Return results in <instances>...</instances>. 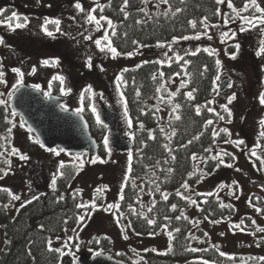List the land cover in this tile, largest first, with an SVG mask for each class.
<instances>
[{
	"label": "snow or ice",
	"instance_id": "6c2138e0",
	"mask_svg": "<svg viewBox=\"0 0 264 264\" xmlns=\"http://www.w3.org/2000/svg\"><path fill=\"white\" fill-rule=\"evenodd\" d=\"M37 5L41 3V0H36ZM181 4L185 3V0H180ZM140 4L142 5L137 9L139 13L142 14V16L134 21L135 25L143 27L144 25H147L149 22H159L161 18L169 19V18H176L178 14L182 13L184 11L181 7H175L173 8L172 3L170 0H140ZM216 5H222L226 4L227 8L231 10V13L234 15H229L227 13H224L221 11L219 7L215 9L214 15L221 17L223 24L227 26L228 24H235L237 21L240 22L239 28L237 31L229 30L224 31L220 33V40L221 42H226L227 40H236L237 38V32L239 33H249L252 30H257L259 40H258V47L255 51V56L258 58H264V6H262V3L260 0H243V4L240 7H237L234 3V0H215ZM149 5H151L153 8L156 9V11L150 12L149 11ZM161 5L166 6L162 11ZM113 6V0H107V3H100L99 0H93V4L89 6L88 8H85L82 4L81 0H75L73 7L76 10L77 13L83 14V20L86 25L92 26L91 29L85 28V32H89L88 35H83L84 40L91 41L94 43L96 49L99 51V53L103 54L105 57H108L112 60H116L117 58L121 56H125L127 58H132L135 55H141L140 49L143 48H149V47H155L158 49H166V51H163L160 55L162 58L155 59V60H142L141 63L136 64L135 68L139 69L142 68L146 64H155L160 65L161 68L165 65L167 67H171L173 63H176L180 66L181 71L180 72H174L172 73V76L167 77V80H165V72L164 71H158L157 73H153L152 80H157L159 77V80L161 81L159 83V86L156 87L155 92L157 93L155 99H157L161 104H165L168 106H171V111L169 112V127H171L172 121H180L182 119L180 113V109L182 108V105L180 103H175V98L178 94L181 93V89H186L189 87V84L191 83L188 79H181L179 87L175 89V91H169L167 89V83L172 82V77H179L181 76V73H183L184 76H191V73L187 71V67L191 64V61L188 59H185L186 56H197L199 54L206 53L208 56L213 57L216 56V50L211 47H204L201 48L197 46L194 50H182L183 55L180 54V52H176L173 49V45L177 44L180 40H200L202 36H207L209 40L212 39L211 36L208 35L207 30L211 28L217 27L215 24H209L208 17L204 16L199 21L195 19H189L187 20V25L193 29L196 30L199 26H202L204 31H194L193 35H180V36H172L170 41H161L157 40L155 45H149L146 43L141 42L138 39H132L131 44L134 46L132 50L129 51H120L118 50V47L115 43L116 39L122 38L124 43H127L128 40V32L124 31L123 33H120L118 30V25L114 22L112 18H110L108 15L105 14V10L107 8H110ZM131 0H122V3L119 5V12L122 14V20L120 21V26H125L124 22L128 21L131 17V12L128 10L131 7ZM6 10L3 8H0V26H5L9 29V31L15 32L16 30L25 29L30 24V18L27 15H22L16 11H12L10 15H5ZM72 19H75V17H72ZM50 26H53L50 28ZM40 31L48 36V37H54L56 33H60L61 35H67L64 33L61 29V20L58 18H50L48 16L43 17V22L39 25ZM127 27H131V25H128ZM103 30V34L99 36L98 38H93L91 35V31L95 32H101ZM0 45L8 46L6 45L5 39L3 36H0ZM233 47L236 49L235 52L231 53H225L226 55H229L231 59H236L237 54L240 51L242 45L239 42H235L233 44ZM171 53V55H170ZM60 65V59L58 57H51L42 59L39 62V67H51V68H57ZM215 65L217 67V74L214 79H212L211 84L212 88L211 91L216 94V96L220 95L221 86L219 84L220 81V68H221V61L220 59L215 60ZM85 66L89 68L90 70L94 67L93 63V57L88 56L85 61ZM95 67H98L100 71H104V67L102 64L95 65ZM4 65L2 62H0V85L7 86V80L5 79V71L3 70ZM11 72L15 74L16 79L15 83L11 85V90L5 92H0V106H3V123L5 125L2 132H0V164H3V167H0V180L5 179L12 171V157L18 158L21 162H27L31 159L30 155L26 153L25 151L21 150L20 148L16 147L13 143V130L19 127L20 129H25V131L28 133L27 139L31 141L33 144L38 145L39 148L43 149L45 152L51 154L53 157L59 158L62 154L69 157V160H63L60 159L57 162L54 163L55 171L51 174V179L49 183V188L53 193L57 192V185L58 181L61 179L69 181L74 180L77 175L83 170L85 164H97V163H108L111 159L113 148L111 146L110 137L107 134H104L102 136L101 144L103 147V152L107 156L108 159L102 158L101 155H89L88 152H77L72 153L65 149L64 147H49L47 146L40 138L38 134L34 135V128L30 125H27V122L23 119L21 116L19 121L16 120V117L19 115L14 107L11 105L12 98L20 92V90L24 87H28L33 89L36 92H40L43 94L45 98L48 99H54L51 95V89L52 84L54 81H58L60 85V95L65 96L71 93L72 89L70 87L66 86L65 80L66 77L62 74H55L51 77V79L48 81V90L42 89L41 85L31 84V85H25L24 83V77L25 72L21 70L19 67H12ZM129 68H123L120 70L119 73L115 75L114 83H115V91L116 94L119 96V100L117 101L119 104L123 106V118L126 123L127 129L131 130L134 127L133 119L129 115L128 111V102L125 98V94L122 91V86L127 84V81L124 78V73L129 72ZM208 71V66L204 65L203 71L199 73L201 77L204 76V74ZM37 72V65H33L31 67V70L27 73V75L31 76L36 74ZM135 83V81H133ZM228 88H232L233 84L231 82L227 83ZM199 91L197 87H191L190 90L183 92V96L186 101L188 102H194L196 101V93ZM88 95V99H92L96 93L93 90L92 85H87L80 93V99H81V107H77L73 109V114L76 115L79 118V121L82 122V127L85 133H87L88 130V122L84 119V116L81 115L84 111L83 107V100L85 98V95ZM7 95V99H4V96ZM135 96L139 98L141 96L140 89H136ZM100 98L104 99L103 93H100ZM227 103L226 104H220L219 107L223 110V112L227 113V122L231 123V117L233 115L232 110L229 108V105L233 103V101L236 99L235 94H232L230 96L226 97ZM258 101L261 106H264V91H261L258 96ZM215 99H209L206 100L203 104L195 103L191 104L190 106L194 108L195 114L197 116L201 115L202 109H206L207 112L212 113L216 119L220 121H224L226 117L224 115H221L220 112H218L214 107H211L210 105L215 104ZM61 111L68 112L69 109L66 105L60 104L59 105ZM88 108L92 115L95 118V123L100 126L102 129H107L108 125L104 123V121L101 119L100 113L97 110V107L94 104L88 105ZM155 112H153V115L161 111V108L159 106H154ZM141 114L144 115L143 109L141 110ZM216 121L214 119H206L203 122V129L208 130L211 127V137H212V144H216L217 137L221 135V133L227 134L229 137H231V133L229 129L227 128H220L217 129L215 127H212ZM260 131L258 133L257 140L253 146L250 148H245L241 146H245L246 142L244 139H226L224 140L225 144H232L235 148L240 149L241 152H243L245 155L249 157V160L252 164V167L255 168L257 171L264 172V117H261L258 121ZM159 132L164 136V138L167 140V143L162 145V148L164 151L168 154V157L171 161H176L177 156L174 154L176 151L173 149L170 145L172 144L173 137L176 136V129L171 128L170 132L166 131V128L164 126H159ZM139 129L145 130V125L143 122H139ZM204 135V131H201L194 135L191 139L187 141V143H181L179 145L180 148L186 149L189 145H192L194 141H199L201 137ZM125 136L128 137L130 141L135 140V133L132 131H125ZM157 137L153 130L149 129L147 130V140H156ZM91 144L94 148L99 147L97 142L95 140H91ZM141 148H138L136 150L137 154L142 153L143 147H147L146 141L141 140L140 141ZM257 150H260L258 153ZM203 153L206 155H199L196 152L191 153L190 159L194 162L192 166V171H189L187 173V179H185L181 184L180 187L176 189L175 196L179 197L180 200L185 201L186 206L188 207H194L200 212H205L206 215H204L203 220L208 221L210 224H219L224 219H227L226 217L221 216L220 219L213 218L215 216V212L213 210L205 209L202 207V205H209L210 200L208 198H214L216 201V204L219 209H231L235 210L234 206L230 203H225L221 197L220 192L227 189L228 190V196L233 197L237 200L240 199V195L238 192L241 190L240 185L238 181L233 180L231 184H227L224 182H221L216 185V188L214 191H207V192H197L192 188V185L190 181L193 177H196L195 183L200 184L204 182V180L210 176H212L217 169H219L221 166L227 167V168H235L236 172H241L242 169L239 167H235L234 162L237 160V156L233 154L232 152L226 151L224 149H219L218 151H213L212 147H205L203 148ZM225 157H228L232 162H227L225 160ZM169 159L163 160V164L167 165L169 164ZM127 160L128 165L126 168V171L123 176V182L121 183L120 190L118 193V200L113 203H98V200L102 201L104 193L108 190L107 185L103 186H97L93 190V196L91 200L89 201H83L75 203V208L77 210H84L83 213L78 212L75 217V224L81 225L85 219L90 218V212H96V211H104V212H111L113 215L116 224L119 226L121 235L124 240L129 239V236L127 234V230H132L135 235L140 236L142 235L141 232H137L133 226V223L128 217L125 215L123 211H121V203L125 200V188L127 187V182L129 180H132V186L133 188H139V192L137 193V198L134 203H130L128 205V211L132 216H136L139 219H142L146 221V224L153 229L157 226V218L155 215L149 216L148 214H151L154 212V209L157 207L158 201L155 200V194L159 193L160 199L163 202H168L170 195L172 193H169L167 191H163L161 189V184L165 183L168 179V175H170L174 169L172 167H167L166 169L161 167V161L157 160L156 164L153 166V172L152 175L155 176V168H159V171L162 173H166L164 180H159V177L156 179H151V187H149L147 195L150 197H153L150 205L147 206V212L138 210L134 204H139L140 209H144L145 205L142 201V194H144L145 191V185L140 184L137 185L135 183V179H133L132 173H133V151L129 149L127 153ZM115 163V161H112ZM210 162H214V167H211L210 170H208ZM257 162H259V166H257ZM147 167V166H146ZM159 180V182H157ZM0 192H4L7 194V196L10 198V202L15 201H21V196L14 194L9 188L7 187H0ZM83 189L75 188L71 191V198L73 201H76L78 197L82 195ZM187 193V194H186ZM44 193H40L39 195H32L30 199L23 201L20 203L19 208L16 209V211H20V209L24 208L26 205L31 204L33 201L39 200L40 196H43ZM197 197H203V199H197L194 198ZM257 201H259V197L255 198ZM65 201V195L64 193H60L56 196V202H62ZM249 207L253 208V210L260 215H264V207H258L255 203H253L252 198L250 197L247 201ZM10 205L4 204L3 207L7 209ZM170 212H177L179 211V215H175L174 219L176 221H187L189 224L192 225L193 228H198L201 221L195 220L190 218L188 215H186L184 208H178V205L176 203H172L169 205V208L167 209ZM69 219L72 218H65L63 220V224L66 226L69 223ZM173 219V217H170L168 215L163 216V220L166 222H170ZM247 219L251 220L252 225H256V221L254 219H251V217H248ZM122 221H127V223H122ZM160 229L163 232L167 233L168 236V246H167V252L159 253V254H167L169 252L173 251L172 241L174 240V233L181 232V228L175 227V228H169V223H163L159 225ZM41 229L44 228L43 225L40 226ZM229 229L231 231L239 230L241 232L247 231V227L245 226L244 219H241L239 223L231 224L229 225ZM63 231L67 232L68 229L65 227ZM73 232H77V228L72 229ZM255 233H264V227L257 226L255 228ZM160 233L157 231H150L148 232L149 236H156ZM205 237L208 236V233L205 232L203 234ZM221 236L224 235V233H220ZM78 239V236L75 237ZM107 239V237H104ZM59 239V237H57ZM74 239V237L69 236L68 242L64 243L61 247H53V242L51 239L46 241V248L49 252H55L59 254L60 257L63 256H72L73 264H76V257L75 255L69 250L64 251V249H69L70 242ZM95 243L99 244L100 239L94 238ZM187 240H199L200 238L194 235L191 231H189L188 235L185 237ZM261 241H264V237H261ZM7 243V241H5ZM203 242V241H201ZM89 243H92V241H89ZM257 246L259 247L260 244L258 243ZM75 247L78 249L79 245H75ZM212 247L216 248V251L219 253V256L224 257L226 253L224 251H220L219 247L216 245H212ZM145 252L149 251L148 249H144ZM151 251L157 252L158 250L153 248ZM185 251H191V252H198L203 251L207 252L209 251L208 248L198 249L196 247H189L186 248ZM133 252L135 250L133 249ZM102 252H94L93 255L100 256L102 255ZM117 255H121V253H117ZM143 259V258H141ZM228 259H233V257L229 256ZM252 260H257L261 262V264H264V257H252ZM133 264H137V262H133ZM199 264H216L215 261L210 262L207 259H200Z\"/></svg>",
	"mask_w": 264,
	"mask_h": 264
},
{
	"label": "rangeland",
	"instance_id": "374dc122",
	"mask_svg": "<svg viewBox=\"0 0 264 264\" xmlns=\"http://www.w3.org/2000/svg\"><path fill=\"white\" fill-rule=\"evenodd\" d=\"M75 0H41L37 5L36 0H0V8L10 11L5 15H10L12 11H16L22 15H27L30 18V24L27 28L9 31L5 26H0V36H3L7 47L0 45V62L3 63L5 71V79L7 86L0 85V92L11 90V85L15 83L16 76L11 72L12 67H19L25 72V85L40 84L42 89L48 90V81L57 73L66 77L65 83L67 87L72 89L71 93L65 96H58L66 99L65 104L70 112L81 107L80 93L87 86L92 85L96 95L89 99L90 104H94L99 109L102 105L107 106L114 111L119 117L118 131L125 141H129L125 136L127 129L123 118V106L117 101L119 96L115 91L114 78L117 73L123 68H134L136 64L141 63L142 60L160 59V55L166 49H158L155 47L140 49L141 55H135L132 58L121 56L116 60H112L99 53L94 43L86 41L83 35H88L85 28L91 29L92 26L86 25L83 20V14H79L73 7ZM85 8L93 4V0H81ZM264 6V0H260ZM101 3V2H100ZM166 6L161 5V11ZM222 12L229 15H234L231 10L227 8L226 4L220 5ZM149 11L155 12L156 9L149 5ZM58 18L61 20V29L67 35L56 33L54 37H48L40 31L39 25L43 22V17ZM75 17V19H72ZM217 27L209 28L208 35L212 37L211 40L207 36H202L200 40H180L173 45L176 52L183 55L182 50H194L197 46L211 47L216 50L215 59H220L221 68L220 81H229L233 84L232 88H227L226 91L214 99L215 104L211 105L226 119L224 121L218 120L217 129L227 128L231 133V137L225 134L226 139H244L245 146H241L247 150L253 146L257 140L258 133L261 130L258 121L264 117V106H261L258 101V96L261 91H264V58L255 56V51L258 47L259 36L257 30H252L249 33L237 32L236 40H227L221 42L220 33L224 31H237L240 22L235 24H228L225 26L220 17ZM53 26H50L52 28ZM83 33V35H81ZM103 34L101 32L91 31L93 38H98ZM235 42L241 43L242 47L237 54L236 59H231L225 53L235 52L233 47ZM171 55V53H170ZM88 56L93 57L94 67L90 70L85 66V61ZM58 57L60 65L57 68L39 67V62L42 59ZM102 64L104 71H100L95 65ZM33 65H37V72L34 75H27ZM178 80L172 82L170 91H175L179 87ZM60 90L58 81L52 84V91L55 88ZM40 93V92H38ZM100 93H103L104 99L100 98ZM42 96L43 94L40 93ZM235 94L236 99L229 108L232 110L231 123L227 122V113L219 107L220 104L227 103V96ZM89 95V94H88ZM44 97V96H43ZM45 98V97H44ZM7 99V95L4 96ZM169 111V109H165ZM19 121V118L16 117ZM108 133V132H107ZM109 135V134H107ZM28 133L25 129L17 127L13 130V143L16 147L28 153L31 159L27 162H21L16 157H12V171L3 180H0V187L9 188L14 194L21 196V201L10 203L7 210V216L12 219L16 214V209L19 208L20 203L31 198L32 195H39L45 193L49 189V183L52 172L55 171L54 163L60 159L69 160L70 158L61 155L59 158L51 156L45 152L38 145L33 144L27 139ZM224 149L232 152L237 156L234 162L235 167L242 169L241 172H236L235 168H227L221 166L216 172L206 178L200 186L196 188L197 192L214 191L216 185L224 182L231 184L233 180L238 181L240 185V199L237 200L228 196V190L225 189L220 192V197L225 203H230L234 206L233 216L230 219L224 220L219 224L209 225L205 223V229L212 241V245L219 247L220 251H224L226 255L236 259L238 257L246 258L264 257V233L255 232L257 226L264 227V217L257 214L253 208L249 207L247 201L251 194L260 193L254 186V178L256 169L252 167L249 157L245 155L240 149L235 148L232 144H225L224 142L214 147L213 151ZM258 153L260 150H257ZM108 159V158H107ZM227 162H232L228 157H225ZM112 161H115L113 163ZM128 165L127 155H117L112 153L111 159L108 163L85 164L83 170L76 176L71 184L72 189H83L82 195L79 197L80 201H89L93 196V190L97 186L107 185L108 190L104 193L102 201L98 203H113L118 200V193L123 176ZM259 166V162H257ZM251 217L256 221V225H252L251 220L247 222V218ZM244 219L247 231L241 232L239 230L231 231L229 225L239 223ZM125 223V221H122ZM220 233H224L223 236ZM129 239L124 240L119 226L111 212L96 211L90 212V218L86 219L80 226L77 236L78 241L87 242L90 238L107 237L112 242V249L116 253H125L136 262L139 261V254L144 252V249H157L154 253H164L167 251L168 236L165 234L141 238L133 235L130 230H127ZM260 244L258 247L257 244ZM5 245L4 225H0V253ZM63 245V244H62ZM61 245V246H62ZM133 249L135 252H133ZM78 254L76 263L79 257L85 255L87 257H95L92 252L83 247L76 249ZM66 252L69 249L65 250ZM163 255V254H162ZM65 259H70L73 264L72 256H64ZM200 261L190 262L188 264H199ZM63 264V262H62Z\"/></svg>",
	"mask_w": 264,
	"mask_h": 264
},
{
	"label": "trees",
	"instance_id": "16d2710c",
	"mask_svg": "<svg viewBox=\"0 0 264 264\" xmlns=\"http://www.w3.org/2000/svg\"><path fill=\"white\" fill-rule=\"evenodd\" d=\"M101 3H107V0H99ZM175 7H181L184 11L176 18H161L159 22H149L143 27L135 25L134 21L142 16L141 13L137 11L140 4V0H131V7L128 9L131 12V17L128 21L124 22L125 26H120V21L122 20V14L119 12V5L122 0H113V6L105 10V14L114 20L118 25V30L120 33L124 31L128 32L127 43H124L123 39H116L115 43L120 51H129L133 49L131 44L132 39H138L143 43L149 45H155L157 40L170 41L172 36L180 35H193L194 31H204L202 26H199L196 30L191 29L187 25V20L195 19L199 21L202 17L207 16L209 24H217L220 17L214 15L215 9L220 8V5L215 4V0H185L184 4L180 3V0H170ZM237 7L242 6L243 0H234ZM10 11L7 10L6 14ZM131 25V27H127ZM151 48V47H149ZM185 59L191 61V64L187 67V71L191 73V76H184L181 73L179 77H172V82L178 80L179 83L181 79H188L191 81L189 87L186 89H181V93L175 98V103H180L182 108L180 109V115L182 119L180 121H172L171 127H169V112L171 111V106L161 104L157 99H155L157 93L155 92L156 87L159 86L161 82L159 77L157 80H152L153 73L158 71L165 72V80L167 77L172 76L174 72H180L181 68L178 64L173 63L169 68L166 65L161 68L160 65L146 64L142 68L136 69L131 68L129 72L124 73V78L127 81L126 85L122 86V91L125 94V98L128 102L129 115L133 119L134 127L129 130L135 133V140L130 141L133 151V179L137 185L144 184L145 191L142 194V201L145 205L144 209H140L139 204H134L138 210L147 212V206L150 205L153 197L147 195L149 187H151V179L164 180L166 173L159 171V168H155V176L152 175L153 166L156 161H161V167L167 168L172 167L174 171L168 175V179L165 183L161 184V189L172 193L169 197L168 202H163L160 199L159 193L155 194V200L158 201L156 209L151 214L150 217L155 215L157 218V226L153 229L146 224V221L139 219L136 216H132L128 211V205L134 203L137 198V193L139 188H133L132 180L127 182V187L125 188V200L121 203V211L130 219L133 226L137 232H141L142 235L137 236L131 231V233L137 237L150 238L156 237L162 234L167 235L163 232L159 225L163 223H169V228L179 227L181 232L174 233V240L172 241L173 251L165 254H157L149 250L147 252H142L139 254V261L137 264H188L190 262L200 261L201 258L207 259L210 262L215 261L216 264H261L257 260H252L246 258H236L228 259L226 257L219 256L216 248L212 247V241L209 236L205 237L203 234L206 232L205 223L208 221L203 220L205 212H200L194 207L186 206L185 201L180 200L179 197L175 196V191L180 187V184L187 179V173L192 171L193 161L190 159L191 153L196 152L199 155H206L203 153V148L205 147H217L218 144L224 142L225 134L221 133L217 137L216 144H212L211 137V127L208 130H204L202 125L206 119H214L216 123L212 126L215 127L218 124V119L212 114L207 112L206 109H202L201 115L197 116L195 114L194 108L190 106L191 104L200 103L203 104L206 100L214 99L216 94L211 91L212 79L215 78L217 74V67L215 65V58L208 56L206 53H201L197 56H186ZM204 65L208 66V71L203 77L199 75L203 71ZM135 81V83H133ZM172 82L167 83V89L170 91ZM191 87H197L199 91L195 94L196 101L188 102L183 96V92L188 91ZM136 89H140L141 96L137 98L135 96ZM52 95L61 96L60 90L56 87L52 91ZM88 105L90 101L88 99V94L85 95L83 100L84 111L81 113L86 121L88 122L89 130L92 137L96 140L99 145L96 155H101L102 158L107 159V156L103 152V147L101 144L102 136L108 134L107 129H102L95 123V118L90 112ZM154 106H159L161 111L153 115L155 112ZM211 106V105H210ZM169 111H165V109ZM143 109L144 115L141 114ZM3 106H0V132L3 131L5 125L3 123ZM18 117V116H17ZM139 122H143L145 125V130L139 129ZM159 126H164L167 132H170L171 128L176 129V136L172 139V144L170 145L176 151L174 154L177 156L176 161H171L168 154L162 148V145L167 143V140L159 132ZM153 130L157 139L147 140V130ZM204 131V135L199 141H194L192 145L188 148H180L181 143H187L197 133ZM146 141L147 147H143L142 153L137 154L136 150L141 148L140 141ZM169 159V164L164 165L163 160ZM0 164V167H3ZM147 166V167H146ZM214 162H210L208 170L214 167ZM254 186L257 190L262 191L264 194V172L255 171ZM159 180L157 182H159ZM196 177H193L190 181L192 188L196 191V188L201 185L195 183ZM74 180L70 181V185ZM69 181L61 179L58 181L57 192L53 193L49 188L43 196H40L39 200L33 201L31 204L26 205L24 208L17 211L12 219L7 216V210L3 207L4 204H10V198L6 193L0 192V225H4V238L5 242L4 248L0 253V264H62L63 257L55 252H49L46 248V241L51 239L53 242V247H61L62 244L68 242V237H74V239L69 244V250L73 254H78L75 245H79L78 249L85 247L92 254L94 252H102V255L110 256L116 260H119L125 264H133L135 260L131 259L129 255L117 253L112 249V242L110 239H105L100 237V243L96 244L94 238H90L87 242L78 241L77 232H73V228L79 230L80 226L76 225L74 217L80 212L83 213L84 210H77L75 208V203L80 202L79 197L76 201L71 198ZM60 193H64L65 201L56 202V196ZM187 194V193H186ZM259 197V201L255 198ZM194 198H197L194 196ZM253 203L258 207H264L263 196L260 193L251 194ZM197 199H203L199 197ZM210 200L209 205H202L203 208L211 209L215 212L213 218L220 219L221 216L230 219L233 216V210L231 209H219L214 198H208ZM176 203L178 208H184L186 215L190 218L199 220L201 223L198 228H193L191 224L187 221H176L174 219L175 215H179V211L173 213L168 211L169 205ZM168 215L173 217L170 222L163 220V216ZM264 217V215H261ZM65 218L69 219V223L65 226L63 220ZM224 219V220H227ZM86 220V219H85ZM223 220V221H224ZM85 222V221H84ZM83 222V223H84ZM249 223V219L247 220ZM127 223V221H125ZM209 223V222H208ZM43 225L44 228L41 229L40 226ZM209 225H213L210 224ZM67 227L68 231L65 232L63 229ZM157 231L160 234L156 236H149L148 232ZM191 231L194 235L199 237L197 240H187L185 237ZM59 237V239H57ZM92 241V243H89ZM203 241V242H201ZM196 247L198 249L208 248L209 251L203 252H191L185 251L186 248ZM66 249H64L65 251ZM167 252V251H166ZM95 256V255H94ZM143 258V259H141ZM136 262V261H135ZM77 264V263H76Z\"/></svg>",
	"mask_w": 264,
	"mask_h": 264
},
{
	"label": "water",
	"instance_id": "95a60500",
	"mask_svg": "<svg viewBox=\"0 0 264 264\" xmlns=\"http://www.w3.org/2000/svg\"><path fill=\"white\" fill-rule=\"evenodd\" d=\"M221 83L220 94L226 91L227 83ZM54 99L44 98L40 93L31 88L24 87L11 100V105L30 125L34 128V135L38 134L41 140L49 147H64L72 153L88 152L96 155L98 147L94 148L91 140H95L89 130L84 132L82 122L73 112L61 111L59 105L66 104L64 98L52 95ZM101 119L108 125L107 131L110 137L113 152L117 155H127L132 146L125 141L119 131L118 115L105 105L99 109ZM82 115V114H81ZM85 119V118H84ZM86 120V119H85ZM96 141V140H95ZM63 264H72L70 259H65ZM77 264H125L107 255L95 256L93 258L85 255L79 257Z\"/></svg>",
	"mask_w": 264,
	"mask_h": 264
},
{
	"label": "flooded vegetation",
	"instance_id": "af4514ba",
	"mask_svg": "<svg viewBox=\"0 0 264 264\" xmlns=\"http://www.w3.org/2000/svg\"><path fill=\"white\" fill-rule=\"evenodd\" d=\"M19 118V117H18ZM20 119V118H19Z\"/></svg>",
	"mask_w": 264,
	"mask_h": 264
}]
</instances>
